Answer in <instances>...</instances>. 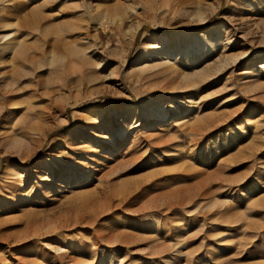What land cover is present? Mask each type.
Returning <instances> with one entry per match:
<instances>
[{"label": "rangeland", "instance_id": "374dc122", "mask_svg": "<svg viewBox=\"0 0 264 264\" xmlns=\"http://www.w3.org/2000/svg\"><path fill=\"white\" fill-rule=\"evenodd\" d=\"M248 1L0 0V264H264V0ZM116 3L141 14L135 40ZM159 34L180 44L173 71L139 66Z\"/></svg>", "mask_w": 264, "mask_h": 264}, {"label": "bare ground", "instance_id": "6f19581e", "mask_svg": "<svg viewBox=\"0 0 264 264\" xmlns=\"http://www.w3.org/2000/svg\"><path fill=\"white\" fill-rule=\"evenodd\" d=\"M118 3H116L117 5H114L115 7H113L114 13L111 17L110 24H112L118 28H121V29L122 28H128V30H127L128 35H130L132 40H135L137 38V36L139 35L140 30L142 29V25L138 21L141 14H139V11H135L137 9V7L132 6L130 3H129V5H127V7H128L127 10H125L124 12H121V10L119 9L121 7L118 6ZM80 5H81L80 7L82 8L83 2ZM85 6H87L88 10L92 8L93 10L96 11V9L98 8V5L91 6V4H88V3H85ZM257 6H260V3H258V2L255 3V2L249 0L244 5V11H249L250 8H252V7H254V9H255V7H257ZM199 18L201 19V22L206 21V17L202 13L199 15ZM241 20L244 21L245 19H241ZM101 23H103V22H101ZM105 28H107V27H105ZM192 36H194L196 39H194L193 41L188 43L189 47L198 48V50H200V51L204 48L209 47L210 42L206 43V45H204V46L201 45V43L198 41L200 39L199 38L200 36L197 33L193 34ZM14 40L15 39H13L12 35L0 36V47H1V49L3 50L5 48H12V45L15 43ZM226 41H227V45H226L227 47L231 46V44L233 43L232 38H227ZM213 42H211V45L213 44ZM172 45H173V43L169 40V38L162 37L160 34L155 37V40L152 41V43L143 44L142 50L145 53V56L143 59H145V60L142 63H140L139 66H143V69L145 71H153V70H158L161 68L168 70V71L169 70L173 71V69H174L173 59L176 58V56L180 55L181 53H180V44H179V46H177V49L175 51L177 53L172 52V50H171ZM87 51L88 50L85 49V46H84V48H81L77 52L82 53V55H85V53H87ZM181 56H183V54ZM186 57H187V59L191 58L190 56H186ZM137 66H138V64H137ZM262 68H264V67L262 66ZM242 77H244V76H242ZM10 85L11 84H9L7 86L9 87ZM0 101H2V98H0ZM0 106H2V104ZM146 109H144L143 112H145L147 115H150L152 117L159 119V117L162 115V109L161 108L160 109L158 108V110H155L153 108H148L147 110ZM133 115L135 118L136 114L133 113Z\"/></svg>", "mask_w": 264, "mask_h": 264}]
</instances>
